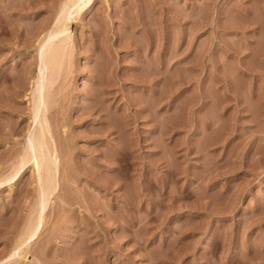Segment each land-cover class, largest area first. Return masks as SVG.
I'll return each mask as SVG.
<instances>
[{
    "label": "rangeland",
    "instance_id": "rangeland-1",
    "mask_svg": "<svg viewBox=\"0 0 264 264\" xmlns=\"http://www.w3.org/2000/svg\"><path fill=\"white\" fill-rule=\"evenodd\" d=\"M64 2L0 0V264H264V0L71 13L46 113L56 188L26 260L7 258L37 174L2 179L35 126L37 45Z\"/></svg>",
    "mask_w": 264,
    "mask_h": 264
},
{
    "label": "bare ground",
    "instance_id": "bare-ground-1",
    "mask_svg": "<svg viewBox=\"0 0 264 264\" xmlns=\"http://www.w3.org/2000/svg\"><path fill=\"white\" fill-rule=\"evenodd\" d=\"M90 2L91 0H65L62 7H59V14L57 13L58 15L54 20V24H52V27L43 34L42 38L40 37L41 39L37 45L38 67L36 70L37 73L35 74L36 76L34 78L35 81L33 80L34 87L30 89L32 97V99H30L32 100L30 101V118L33 120L32 123H36L35 126L33 125L34 127L32 128V130L27 131V145L22 155H19L20 157H18L19 161L17 159V165L14 166L15 168L13 167L14 169L12 171L14 172L12 176L8 178L6 177V179H2L4 180V182H6L5 180L12 179L16 174H19V172L22 171L24 167H26L28 164L30 165V163L32 167L31 169L37 174V177L35 175V182L37 186L35 204L33 205L32 210L30 209L31 213L30 215L28 214V219L26 220V222H24L22 230L19 231L20 233L15 241V244L8 254L7 258H12V261H8L11 262H13L15 259V257L13 258V256L19 251H22L23 253L22 259L26 260L27 253L29 251V244L38 235L39 230L43 226V212L47 207L46 205L49 203V201L51 202L50 198L56 188L58 157L56 156L55 147L52 141H50L52 140V138L50 135L49 124L46 119V113L49 112L48 107L52 108V106H49L51 105V103L53 105V102L51 100L53 98H56L54 97L56 95L55 92V95L50 97V94L52 93L50 89L54 82H59V73L61 74V71L63 70L61 68L65 59L67 58V55L69 60L70 52L67 53L69 49H67L68 38L66 37L68 34L66 35V33L68 32L67 30L70 26V15L71 13H73V11H75L74 13L81 12L84 7L90 4ZM63 33H65L66 37L62 36V38L58 39V37L60 35H63ZM67 63L69 64V62ZM64 64H66V61ZM63 68L66 69V66ZM57 78L58 80L56 81ZM49 91L51 93H49Z\"/></svg>",
    "mask_w": 264,
    "mask_h": 264
}]
</instances>
